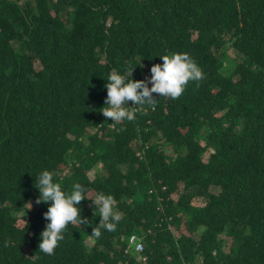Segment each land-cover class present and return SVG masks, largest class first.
I'll list each match as a JSON object with an SVG mask.
<instances>
[{
    "label": "trees",
    "instance_id": "obj_1",
    "mask_svg": "<svg viewBox=\"0 0 264 264\" xmlns=\"http://www.w3.org/2000/svg\"><path fill=\"white\" fill-rule=\"evenodd\" d=\"M173 52L202 78L131 121L100 113L110 69L146 81ZM42 169L113 195L115 230L90 236L82 200L85 225L42 252ZM0 264H264V0H0Z\"/></svg>",
    "mask_w": 264,
    "mask_h": 264
},
{
    "label": "clouds",
    "instance_id": "obj_2",
    "mask_svg": "<svg viewBox=\"0 0 264 264\" xmlns=\"http://www.w3.org/2000/svg\"><path fill=\"white\" fill-rule=\"evenodd\" d=\"M158 57L163 63L151 66V75L146 81L133 80V69L127 72V75L115 68L108 71L106 83L103 85L106 97L104 105L99 109L105 118H111L112 123L131 121L135 118L136 111H142L146 105L153 103V93L177 98L183 93L184 86L189 80L202 78L201 69L186 53L173 52ZM129 102L132 103V107L128 106ZM34 188L38 190L36 203L48 205L47 211L43 213L48 223L40 233L38 245L46 254H52L58 241L63 240L66 226L71 223L85 225L81 215L82 200L90 199L99 212V223L92 227L90 236L99 238L102 229L114 231L121 219V212L114 207L116 201L113 195L100 191L96 192L94 197L90 196L87 187L81 183H73L71 190L65 191L53 180V174L48 169H42L37 173Z\"/></svg>",
    "mask_w": 264,
    "mask_h": 264
},
{
    "label": "rangeland",
    "instance_id": "obj_3",
    "mask_svg": "<svg viewBox=\"0 0 264 264\" xmlns=\"http://www.w3.org/2000/svg\"><path fill=\"white\" fill-rule=\"evenodd\" d=\"M230 56H226L223 59V67L221 69V73L225 75V77H230L232 75V73L235 71L236 67H237V62L234 60V58L236 59L238 56L233 52V53H229ZM233 55V56H232ZM40 64L36 63V68L39 70L40 69ZM222 114H219L218 116L220 117ZM27 207L30 209H34L32 206L27 205ZM19 218H21V216L19 215ZM22 219V218H21Z\"/></svg>",
    "mask_w": 264,
    "mask_h": 264
},
{
    "label": "built area",
    "instance_id": "obj_4",
    "mask_svg": "<svg viewBox=\"0 0 264 264\" xmlns=\"http://www.w3.org/2000/svg\"><path fill=\"white\" fill-rule=\"evenodd\" d=\"M129 249L135 251L136 254L142 253L144 251V245L140 237L136 234L129 237ZM145 261V259H143Z\"/></svg>",
    "mask_w": 264,
    "mask_h": 264
}]
</instances>
